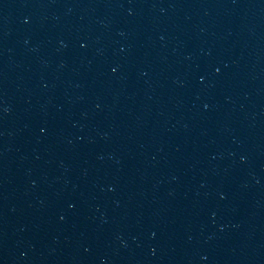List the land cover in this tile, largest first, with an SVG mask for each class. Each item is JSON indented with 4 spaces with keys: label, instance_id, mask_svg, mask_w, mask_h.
<instances>
[{
    "label": "water",
    "instance_id": "95a60500",
    "mask_svg": "<svg viewBox=\"0 0 264 264\" xmlns=\"http://www.w3.org/2000/svg\"><path fill=\"white\" fill-rule=\"evenodd\" d=\"M0 264H264V0H0Z\"/></svg>",
    "mask_w": 264,
    "mask_h": 264
}]
</instances>
